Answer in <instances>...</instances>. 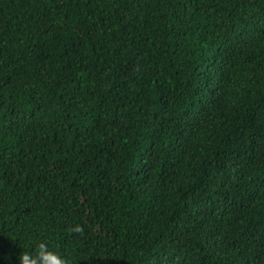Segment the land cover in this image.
Masks as SVG:
<instances>
[{
    "label": "trees",
    "instance_id": "16d2710c",
    "mask_svg": "<svg viewBox=\"0 0 264 264\" xmlns=\"http://www.w3.org/2000/svg\"><path fill=\"white\" fill-rule=\"evenodd\" d=\"M41 239L264 264V0H0V264Z\"/></svg>",
    "mask_w": 264,
    "mask_h": 264
},
{
    "label": "clouds",
    "instance_id": "9594fccd",
    "mask_svg": "<svg viewBox=\"0 0 264 264\" xmlns=\"http://www.w3.org/2000/svg\"><path fill=\"white\" fill-rule=\"evenodd\" d=\"M76 230H79L78 226ZM17 259L18 264H70L68 257L54 250L43 239L34 243L32 251L20 252Z\"/></svg>",
    "mask_w": 264,
    "mask_h": 264
}]
</instances>
